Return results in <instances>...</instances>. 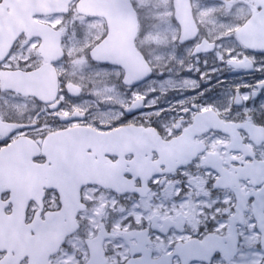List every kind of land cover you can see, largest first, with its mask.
<instances>
[{"label": "snow or ice", "instance_id": "obj_1", "mask_svg": "<svg viewBox=\"0 0 264 264\" xmlns=\"http://www.w3.org/2000/svg\"><path fill=\"white\" fill-rule=\"evenodd\" d=\"M0 264H264V0H0Z\"/></svg>", "mask_w": 264, "mask_h": 264}, {"label": "flooded vegetation", "instance_id": "obj_2", "mask_svg": "<svg viewBox=\"0 0 264 264\" xmlns=\"http://www.w3.org/2000/svg\"><path fill=\"white\" fill-rule=\"evenodd\" d=\"M227 75V74H226ZM229 78H235V76L234 75H232V76H230ZM246 79H248V77H246Z\"/></svg>", "mask_w": 264, "mask_h": 264}]
</instances>
